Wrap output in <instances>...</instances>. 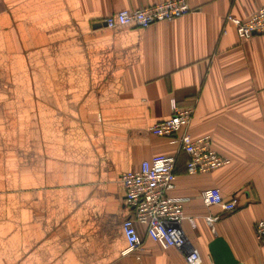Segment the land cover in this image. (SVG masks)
<instances>
[{"label":"crops","instance_id":"obj_1","mask_svg":"<svg viewBox=\"0 0 264 264\" xmlns=\"http://www.w3.org/2000/svg\"><path fill=\"white\" fill-rule=\"evenodd\" d=\"M167 0H0V264H135L122 175L177 157L186 249H162L138 225L144 264H262L264 34L239 38L264 0H187L193 10L148 28L105 17ZM194 107L188 132L230 160L189 174L188 155L149 131ZM219 188L238 209L201 198ZM218 216L213 227L206 220Z\"/></svg>","mask_w":264,"mask_h":264},{"label":"built area","instance_id":"obj_2","mask_svg":"<svg viewBox=\"0 0 264 264\" xmlns=\"http://www.w3.org/2000/svg\"><path fill=\"white\" fill-rule=\"evenodd\" d=\"M193 8L187 0H167L139 8H125L105 17L106 27L148 28L162 21H171L191 12ZM235 25L238 36L248 40L264 34V5L256 9L247 19L233 15L225 18ZM172 115L149 128L157 136L170 139L178 144L180 150L188 155L186 170L189 174L208 173L230 163L212 146V138L206 135L194 138L188 128L191 124L194 107H180L175 100L171 102ZM177 157L174 154H159L141 163L139 169L125 172L121 180L125 186V205L131 213L122 223L127 241L123 256L134 255L135 264H144V245L138 225L145 228L147 236L162 249H186L187 238L182 223L184 215L183 198L172 197L169 192L175 187L177 179ZM203 203L210 207L219 205L223 212L231 213L238 209L237 199L227 200L219 188H208L201 195ZM218 216L206 217L213 227ZM256 239L264 245V219L255 223ZM188 264H202L196 248L186 253ZM264 264V261L263 263Z\"/></svg>","mask_w":264,"mask_h":264}]
</instances>
